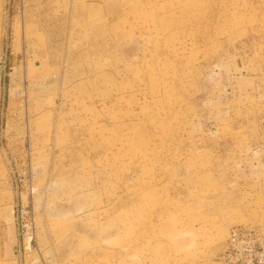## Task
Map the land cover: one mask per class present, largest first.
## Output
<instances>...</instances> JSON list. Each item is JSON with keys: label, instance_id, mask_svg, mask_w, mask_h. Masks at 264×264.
Instances as JSON below:
<instances>
[{"label": "rangeland", "instance_id": "rangeland-1", "mask_svg": "<svg viewBox=\"0 0 264 264\" xmlns=\"http://www.w3.org/2000/svg\"><path fill=\"white\" fill-rule=\"evenodd\" d=\"M0 264H264V0H0Z\"/></svg>", "mask_w": 264, "mask_h": 264}]
</instances>
